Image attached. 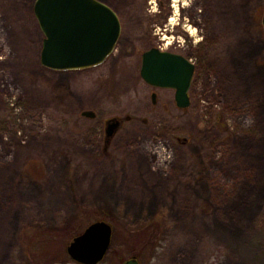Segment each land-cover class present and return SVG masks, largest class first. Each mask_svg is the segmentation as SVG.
I'll use <instances>...</instances> for the list:
<instances>
[{
	"label": "rangeland",
	"instance_id": "obj_1",
	"mask_svg": "<svg viewBox=\"0 0 264 264\" xmlns=\"http://www.w3.org/2000/svg\"><path fill=\"white\" fill-rule=\"evenodd\" d=\"M34 1L0 0V264H76L97 221L98 264H264V0H101L117 48L72 72L41 65ZM150 48L194 63L186 109L165 90L152 104Z\"/></svg>",
	"mask_w": 264,
	"mask_h": 264
},
{
	"label": "water",
	"instance_id": "obj_2",
	"mask_svg": "<svg viewBox=\"0 0 264 264\" xmlns=\"http://www.w3.org/2000/svg\"><path fill=\"white\" fill-rule=\"evenodd\" d=\"M33 11L43 34L40 63L53 71H79L103 64L114 52L121 34L116 12L101 0H35ZM264 33V8L261 16ZM194 65L184 57L152 48L142 55L140 75L154 88L175 90L178 108L189 106L188 90ZM154 97V94H153ZM82 116L93 119L94 113ZM119 122L108 125L111 137ZM112 227L97 221L73 238L66 251L76 264H98L108 253ZM122 264H139L132 257Z\"/></svg>",
	"mask_w": 264,
	"mask_h": 264
},
{
	"label": "flooded vegetation",
	"instance_id": "obj_3",
	"mask_svg": "<svg viewBox=\"0 0 264 264\" xmlns=\"http://www.w3.org/2000/svg\"><path fill=\"white\" fill-rule=\"evenodd\" d=\"M35 2V1H34ZM149 4H150V2H149ZM33 6H34V3H33ZM181 7H182V4H181ZM111 8V7H110ZM32 12H33V14H34V11H33V7H32ZM117 14V13H116ZM118 16V15H117ZM118 18H119V21H120V24H121V32H122V22H121V19H120V17L118 16ZM34 19H35V21H37L36 20V17H35V14H34ZM180 25V24H179ZM183 26V25H182ZM120 37H121V34H120ZM120 39V38H119ZM196 42V40H184L183 41V43H180V40H177V43H178V47H183V49H188L189 47H192L191 46V44H193V43H195ZM118 44V43H117ZM200 45H198V47H199ZM116 48H117V45H116ZM116 48H115V50H116ZM174 48H176L175 46H174ZM174 48H172V49H174ZM150 49H152V48H150ZM150 49H148V50H150ZM156 49H158V50H160V51H165V50H161V49H159V48H156ZM114 50V51H115ZM148 50H146V51H148ZM146 51H144V52H146ZM143 52V53H144ZM167 52H169V53H171V54H175V55H179V56H182V57H184L186 60H188L189 62H191L193 65H194V63L192 62V60L190 59V58H188L186 55H184V53H182L181 51H167ZM190 52H192V50H191V48H190ZM143 53L140 55V66H139V77H140V79L143 81V79L141 78V75H140V68H141V61H142V55H143ZM113 54V53H112ZM112 56V55H111ZM89 69H92V68H89ZM87 70V69H86ZM79 71H83V70H79ZM65 72H68V71H65ZM72 72V71H71ZM195 72H196V68H195V65H194V73H193V77H192V80H191V83H190V87H189V90H188V97H189V105H190V88H191V85H192V83H193V81H194V76H195ZM144 82V81H143ZM145 83V82H144ZM145 85H147L150 89H151V99H152V104H156V97H157V95H156V92L155 91H157V90H165V91H167V92H170V94L173 96V106H175L177 109H181V108H178L177 107V105H176V101H175V90H173V89H169V88H154V87H152V86H150V85H148L147 83H145ZM153 94H154V97H153ZM164 106V105H163ZM164 107H166V106H164ZM189 107V106H188ZM184 109H186V108H184ZM181 110H183V109H181ZM95 118V117H94ZM128 119V118H127ZM114 122H119V125H118V127H120L122 124H123V120H121V119H114V120H110L109 122H107V124H106V129L104 130L105 131V135H106V130H107V127H108V125H110V124H112V123H114ZM117 127V128H118ZM106 138L109 140V138L110 137H107L106 136ZM175 140H178L179 141V138H175Z\"/></svg>",
	"mask_w": 264,
	"mask_h": 264
},
{
	"label": "trees",
	"instance_id": "obj_4",
	"mask_svg": "<svg viewBox=\"0 0 264 264\" xmlns=\"http://www.w3.org/2000/svg\"><path fill=\"white\" fill-rule=\"evenodd\" d=\"M261 217H264V210H263V213H262V216ZM109 251H110V249H109ZM108 254V253H107ZM107 256V255H106ZM69 260H70V258H69ZM71 261V260H70Z\"/></svg>",
	"mask_w": 264,
	"mask_h": 264
},
{
	"label": "bare ground",
	"instance_id": "obj_5",
	"mask_svg": "<svg viewBox=\"0 0 264 264\" xmlns=\"http://www.w3.org/2000/svg\"><path fill=\"white\" fill-rule=\"evenodd\" d=\"M167 44H169V43H167ZM242 264H244V262H242Z\"/></svg>",
	"mask_w": 264,
	"mask_h": 264
}]
</instances>
